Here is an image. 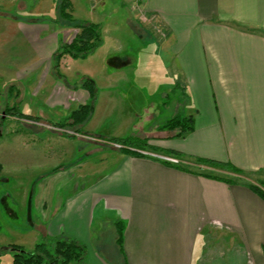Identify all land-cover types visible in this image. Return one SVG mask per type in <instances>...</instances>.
<instances>
[{"label":"crops","instance_id":"0c3cea01","mask_svg":"<svg viewBox=\"0 0 264 264\" xmlns=\"http://www.w3.org/2000/svg\"><path fill=\"white\" fill-rule=\"evenodd\" d=\"M59 1L0 0V54L4 52L0 64H7L12 74L7 81L8 92L12 95L16 91V101L0 108V113L5 108L17 107L28 117H9L23 125L25 133L48 129L57 138H63L64 144L70 143L68 140L99 141L103 136L98 134H107L106 131L89 127L98 111L96 103L81 127L85 134L73 133L69 138L53 127L90 100L82 85L78 86L82 92L75 94L74 88L78 87L67 84L65 73L72 63L70 57L61 60L59 75L53 68V54L74 33V29L54 22ZM69 3L75 20L101 27L103 42L91 57L108 46L105 34L119 45L125 35L141 45L138 53L131 55L119 45L102 52L99 82L104 87L130 81L151 82L154 72L150 68L156 61L167 69L169 83L161 91L164 102L154 105V99L145 97L143 101L149 109L120 108L126 116L124 123H130L131 116L141 117L142 111L148 115L145 120L155 118L166 107L165 90H177L183 99L176 100L173 114L164 123L177 115L193 116L194 129L176 138L174 132L158 131L164 123H157L149 126L147 132L144 127L136 129L138 133L132 136L148 139V144L160 151L182 154V165L190 168L185 171L152 159L123 155L119 145L104 141L105 145L100 146L118 150L116 164L95 185L90 181L87 187L75 189L65 197L48 222L47 235L64 234L80 241L88 248L86 264H109L107 256L124 264L115 245L117 222L124 226L122 246L126 264H203L206 242L211 238L218 245L221 236L227 237L231 248H241L242 264H264V198L248 185L259 181L248 179V175L264 172V0H142L138 3L140 9L135 8L132 0ZM148 42L155 47L150 49ZM29 49L34 55L31 61L27 56ZM9 51L14 55L5 63V52ZM19 58H24L23 63L19 64ZM140 68L144 70L131 78L123 72ZM81 73L83 80L98 82L92 73ZM12 82H26L33 97L45 82H52L45 89L43 103L47 110H55L59 121L51 123L43 121L39 113H23L20 106L25 98L18 100L20 92ZM105 109H114L111 97L107 98ZM18 131L16 135L22 134L21 129ZM2 134L3 131L0 138ZM69 145L74 153L83 152L81 157L87 160L93 154L89 144ZM192 158L227 162L247 176L196 166ZM208 171L243 180L226 183L203 175ZM95 226L109 229L112 236L111 248L103 255L100 244L106 246L94 238Z\"/></svg>","mask_w":264,"mask_h":264},{"label":"rangeland","instance_id":"374dc122","mask_svg":"<svg viewBox=\"0 0 264 264\" xmlns=\"http://www.w3.org/2000/svg\"><path fill=\"white\" fill-rule=\"evenodd\" d=\"M49 17L53 18L52 16ZM45 19L49 22L48 17ZM108 35L109 34H105L106 43L108 45L105 47V50L119 45L114 43V39L112 40ZM4 43L5 40L3 41V44ZM146 45H150V49L155 47L151 46L149 42ZM119 46L122 47L125 53L131 55L133 53H138L137 49L140 48L141 45L133 38L125 35L124 42ZM1 47L3 50L8 49L5 46ZM104 51H97L94 57L90 56L87 59L77 62L69 59L72 63L68 68L69 71L65 73L69 80L67 84L76 85L77 87L82 85L83 79L80 75L82 74L81 72L85 73L86 71V73H92L91 75L97 79L98 82H95L97 89L95 103L98 111L94 113L89 127H95L96 129L106 131L107 134L104 132L103 134L97 133L103 136V138H100L101 140L93 142L85 140L82 142H72V140H68L70 143L64 144V139L57 138L54 131L45 129L42 133H25L26 131H24L25 128L23 125L17 124L9 116L5 117L1 115L0 132L3 131V134L0 138V161L3 163L0 164V264H13L10 245H19L23 247L25 251L30 252L34 249L36 244L51 237L47 235V226L52 216L55 215V208L59 207L65 197L75 189H81V187L85 185L87 187L90 181L95 185L96 181L103 174L109 172L114 167L119 158L120 151L118 152V150L112 147L106 148L100 146L101 144L105 145V140L110 138L111 135L118 136L117 138L132 137L134 136L133 133H138L136 129L140 127H144V132H147L149 126L157 123H164L165 119H168L167 117L173 114L176 100L183 99L180 91L173 90V92H168L165 90L164 93L167 94L168 99L165 98L167 102L166 107L164 106V108H162L161 106L162 109L160 114H155V118L151 120H145L144 118L148 115L145 111H142L140 113L142 114L141 117L131 116L130 123H124L126 116L121 113L119 110L120 108L138 106L140 108L149 109L147 108L148 105L143 101V98L146 99L145 97L154 99L156 101L154 105L159 102H164V98H162L164 95L161 91H164L163 89H166L165 84L169 83L166 79V74L168 72L167 69H163L162 65L156 61L153 67L151 66L150 68V70L154 72L151 82L145 80L146 82L132 83L130 81L115 86L112 85L111 87H104L102 82H99L102 75L100 67L103 58L102 52ZM3 54H0L2 58ZM5 54L7 55L4 61L8 63L11 56L14 54L11 51L5 52ZM27 56L29 61L34 57L30 49L28 50ZM19 60V64L23 63L24 58H19ZM6 65L7 64H0V108H3L7 103L13 105V102L16 101V91L11 95L6 87L7 81H9L12 76ZM143 70L144 69L141 68L137 70L125 69L123 72L127 78H131L133 75ZM109 71H111V69H109ZM12 83L16 84L20 92V95L17 96L18 100L22 99V97L23 99L25 98L20 106V110L23 113H39L44 118L43 121L51 123L59 121L57 120V113H55V110H47L43 103L45 89L52 82H45L44 87L35 97L31 96L33 90L26 82ZM39 83L43 84L44 82ZM32 84L34 87L35 84ZM74 89L76 92L75 94L82 92V88L80 87ZM109 97H111L114 109L106 111V109L104 110V105H106L107 98ZM72 106L76 107V104L72 103ZM96 114L98 115L96 116ZM101 114L107 117L104 118ZM135 124L137 127H134ZM18 129L22 130V134L16 135V133H19ZM84 130L85 129H83V131ZM55 132L73 135V131L67 128H56ZM106 135H109V137ZM69 144H81L82 146H88L89 144V148L93 153L91 158L87 160L84 156L81 157L83 152L74 153L73 147ZM54 154L60 157L54 156ZM39 155H42V157L44 156V159L42 160V157ZM61 169L64 171H60ZM55 170L59 171L55 173ZM208 172L205 173H212L211 171ZM248 179L255 181L264 180V174H250L248 175ZM93 230L91 231L96 241H99V243L104 242L106 246V248H103L100 244L102 248L101 253L103 255V251L107 249L110 250L111 248L112 236L109 229L104 231L101 226H95ZM204 251L207 254L203 260V264L243 263L242 255L240 254L241 248H231L228 245L227 237L221 236L218 245L215 243V240L209 238V241L206 242ZM113 258L114 257L107 256L109 264H120L119 261ZM86 263L87 258L85 264Z\"/></svg>","mask_w":264,"mask_h":264},{"label":"trees","instance_id":"16d2710c","mask_svg":"<svg viewBox=\"0 0 264 264\" xmlns=\"http://www.w3.org/2000/svg\"><path fill=\"white\" fill-rule=\"evenodd\" d=\"M55 24H59L62 27L74 29L73 36L70 41L61 43L57 48L56 52L52 56L53 68L59 75V68L61 66V60L68 56L74 60H83L88 56L95 53V51L102 45L103 38L101 33V27L97 23H89L85 21L75 20L71 14L69 0H60L57 5V15L55 18ZM82 86L86 88L89 93L90 100L88 103L79 106L76 110L72 111L70 115L57 122L53 127L57 129H70L73 133H84L81 128L82 125L91 115L93 105L97 98L96 86L90 79L83 80ZM179 87L177 86V89ZM1 115L16 116V117H28L20 113L17 107L5 108L0 113ZM194 129L193 116H180L177 115L164 124L158 127V131H169L174 132L173 137L181 138L189 134ZM66 137H73L68 133L63 134ZM91 135V134H86ZM110 144L119 145V151L123 155H129L133 157H141L159 161L167 166H172L180 170H189L190 168L182 165L183 155L169 150H158L148 144V139L139 137H126V138H115L111 137L107 140ZM145 153H152L161 155L164 157L176 159V163L169 162L168 160L159 159L157 157L150 156ZM193 164L196 166H206L213 169L223 170L230 172L231 174L246 177L247 174L242 170L236 168L230 163L219 162L215 160H209L204 158H192ZM264 173V172H258ZM257 174V173H255ZM203 175L209 176L214 179L225 181L226 183H238L242 181V178H225L213 174L203 173ZM258 184L248 183V185L255 190L261 197L264 198V180H259ZM115 245L121 257L123 258L124 264H126L125 256L123 252V231L124 226L121 222L115 224ZM12 252L13 264H85L87 258V248L80 241L75 238L68 237L64 234L58 236H51L46 238L44 241L35 245L34 249L30 252L25 251L23 247L12 244L10 245Z\"/></svg>","mask_w":264,"mask_h":264},{"label":"built area","instance_id":"2783aa9c","mask_svg":"<svg viewBox=\"0 0 264 264\" xmlns=\"http://www.w3.org/2000/svg\"><path fill=\"white\" fill-rule=\"evenodd\" d=\"M134 3H135V8H139L140 9V7H139V2L140 1H142V0H132ZM142 19H144V17L142 18ZM118 146V145H117ZM144 154H148V155H150V156H153V157H157V158H159V159H164V160H168V161H171V162H174V163H176L177 161L175 160V159H172V158H167V157H164V156H159V155H156V154H152V153H145L144 152Z\"/></svg>","mask_w":264,"mask_h":264}]
</instances>
